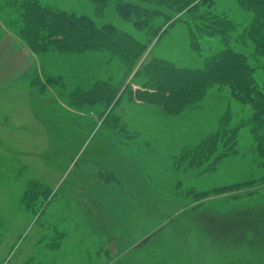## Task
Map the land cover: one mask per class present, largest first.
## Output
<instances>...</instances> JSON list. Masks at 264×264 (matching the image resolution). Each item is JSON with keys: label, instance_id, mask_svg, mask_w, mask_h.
Segmentation results:
<instances>
[{"label": "rangeland", "instance_id": "374dc122", "mask_svg": "<svg viewBox=\"0 0 264 264\" xmlns=\"http://www.w3.org/2000/svg\"><path fill=\"white\" fill-rule=\"evenodd\" d=\"M39 1L147 42L120 0ZM246 1L191 0L171 19L154 16L162 28L129 67L112 49L77 52L51 37L35 53L2 3L0 37L12 32L37 64L0 91V264H264V140L248 121L252 103L229 82L173 112L171 96L124 89L148 88L141 68L152 56L198 68L227 48L246 56L264 90V24ZM215 25L225 33L198 34L197 50L192 30ZM98 82L122 85L106 109L76 104L71 93ZM226 115L237 127L232 143L220 140L204 164H192Z\"/></svg>", "mask_w": 264, "mask_h": 264}, {"label": "trees", "instance_id": "16d2710c", "mask_svg": "<svg viewBox=\"0 0 264 264\" xmlns=\"http://www.w3.org/2000/svg\"><path fill=\"white\" fill-rule=\"evenodd\" d=\"M95 1L100 4L109 0ZM140 1L142 3L120 0L117 2L116 7L125 20L131 21L138 29L145 30L148 33L146 43L110 23L98 25L89 16L77 15L73 12L70 13L59 8L43 5L39 0H0V8L2 3L6 2L17 12L20 24L17 26L15 33L35 53L36 49L42 44L41 39L51 37L52 39L49 42L61 46L63 44L77 52L86 49H112L120 55L129 67L128 64H132L143 55L148 42L162 28V22L156 24L152 22L153 17L158 15L171 19L173 15H169V11L172 8L176 12L182 11V8L188 5L191 0ZM246 2L248 7L259 12L258 16L260 18L258 17L257 21L260 26L264 24V0H247ZM173 5L174 7H171ZM195 6L193 5L192 8ZM211 17H215L213 20H216V24L224 21L223 19H217V15L214 14ZM225 29L215 25L211 29L205 30V32H203L204 30H192V45L198 50V34H224ZM42 47H46V45ZM245 59L244 54L226 48L206 59L202 67L188 68L179 67L171 61L152 56L144 61L145 63L141 68L151 77L148 88L140 91V89L131 87L129 83L124 89L130 93L137 94L138 92L139 94H150L160 98L171 96L173 99L169 101L168 109L173 112L181 104L194 101L197 97L193 96L209 84L215 82L234 84L241 91L238 96L252 103L254 112L248 121L253 123L254 137L261 144L264 140V90L259 88L258 83L252 76L254 67ZM108 83L98 82L89 88L78 87L71 95L74 96L78 105H95L106 109L112 99L116 98L117 90L122 86L119 85L120 83L118 85ZM222 120L224 122L222 124L223 131L210 136L207 141L201 144V147H203L201 151L196 149L195 156L190 157L192 164L196 166L204 164L209 156L214 153V150L216 151V146L220 140H228V143H232L234 137L232 134H234L237 127L228 126V115L223 116ZM226 152L224 151L221 154H227L228 152ZM42 191L44 194L47 193L46 187Z\"/></svg>", "mask_w": 264, "mask_h": 264}, {"label": "crops", "instance_id": "0c3cea01", "mask_svg": "<svg viewBox=\"0 0 264 264\" xmlns=\"http://www.w3.org/2000/svg\"><path fill=\"white\" fill-rule=\"evenodd\" d=\"M37 64L27 46L12 32L0 37V91L11 89L24 80Z\"/></svg>", "mask_w": 264, "mask_h": 264}, {"label": "bare ground", "instance_id": "6f19581e", "mask_svg": "<svg viewBox=\"0 0 264 264\" xmlns=\"http://www.w3.org/2000/svg\"><path fill=\"white\" fill-rule=\"evenodd\" d=\"M133 166V165H132ZM135 166V165H134Z\"/></svg>", "mask_w": 264, "mask_h": 264}]
</instances>
